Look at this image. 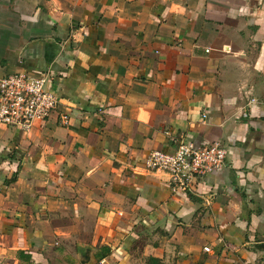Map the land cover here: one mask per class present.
Masks as SVG:
<instances>
[{
	"label": "crops",
	"instance_id": "crops-1",
	"mask_svg": "<svg viewBox=\"0 0 264 264\" xmlns=\"http://www.w3.org/2000/svg\"><path fill=\"white\" fill-rule=\"evenodd\" d=\"M19 71L58 106L0 124V264H264V0H0ZM180 140L227 150L188 193Z\"/></svg>",
	"mask_w": 264,
	"mask_h": 264
},
{
	"label": "built area",
	"instance_id": "built-area-1",
	"mask_svg": "<svg viewBox=\"0 0 264 264\" xmlns=\"http://www.w3.org/2000/svg\"><path fill=\"white\" fill-rule=\"evenodd\" d=\"M229 49L225 46V50ZM48 82L49 75L39 71H19L1 77L0 124L23 133L43 125L58 106V97L49 89ZM61 119L65 122L67 116L62 114ZM226 154L218 141L196 145L180 140L173 153L151 150L143 166L149 171L165 172L174 191L188 193L197 179L225 165Z\"/></svg>",
	"mask_w": 264,
	"mask_h": 264
},
{
	"label": "water",
	"instance_id": "water-1",
	"mask_svg": "<svg viewBox=\"0 0 264 264\" xmlns=\"http://www.w3.org/2000/svg\"><path fill=\"white\" fill-rule=\"evenodd\" d=\"M256 247H258V248H263V249H264V243H263V244H260V245H258V246H256Z\"/></svg>",
	"mask_w": 264,
	"mask_h": 264
}]
</instances>
